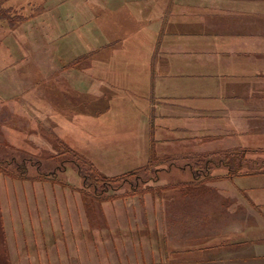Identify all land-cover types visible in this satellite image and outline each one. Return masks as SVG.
<instances>
[{"label":"crops","instance_id":"crops-1","mask_svg":"<svg viewBox=\"0 0 264 264\" xmlns=\"http://www.w3.org/2000/svg\"><path fill=\"white\" fill-rule=\"evenodd\" d=\"M95 26L106 41L118 37L119 43L103 44V116H91L92 124L104 125L100 131L109 134L112 148L130 151L134 141L142 142L143 160L151 140L187 148L210 135L198 155L220 166L200 179L227 187L213 189L215 205L206 200L204 210L183 219L182 228L168 227L167 238L154 244L116 236L144 227L122 204L141 205L138 198L103 202L105 230H91L84 210L81 216L74 209L69 228L106 237L91 235L85 244L54 237L40 225L44 238L45 230L53 236L40 240L47 264L53 255L61 261L56 264H264V171L255 168L264 161V0H104L103 23ZM96 83L93 78L88 88L93 95L101 90ZM236 149L246 150L240 171L227 175L225 155ZM155 233L163 237L164 231ZM28 259L38 258L26 254L18 264Z\"/></svg>","mask_w":264,"mask_h":264},{"label":"rangeland","instance_id":"rangeland-1","mask_svg":"<svg viewBox=\"0 0 264 264\" xmlns=\"http://www.w3.org/2000/svg\"><path fill=\"white\" fill-rule=\"evenodd\" d=\"M103 10L104 0H0V217L9 237L6 249L0 243V264L6 257L18 264L26 254L38 259L20 264H47V254L40 250L45 244L40 240L53 236L45 230L44 238L40 225L49 227L54 237L81 239L85 244L91 235L106 237V233L91 232L108 227L102 203L129 197L121 194L130 187L126 184L103 193L102 180L113 181L112 177L134 172L125 176L140 175L136 182L139 190L151 185L152 191L130 196L138 198L141 205L122 202L128 218L144 227L112 234L132 239L136 235L153 244L167 238L168 227L182 228L183 219L204 210V202L216 198L213 189L227 187L216 179L200 180L204 172L214 173L220 166L216 158L206 163L198 155L199 146L211 141L210 135L189 142L187 148L176 142L168 149L151 140L148 158L143 160L142 142L134 141L131 153L112 148L109 134L100 131L104 125L92 124L93 116H103L99 114L104 104L100 77L106 53L103 44L108 42L109 48L119 43L118 37L106 41L95 26L103 23ZM93 78L99 81L96 90L101 88L95 95L88 90ZM110 135L120 137L116 132ZM21 167H25V175L20 174ZM263 167L264 161L255 165L256 170L264 171ZM155 172L158 178L152 181ZM190 172L199 178L194 179ZM85 174L94 182L83 189ZM95 192L100 197L94 196ZM116 193L119 196L100 200ZM77 203L79 207L74 208ZM78 208L91 230L80 232L74 231L76 226L68 227ZM58 224L61 229H52ZM156 229H163V237L155 235ZM11 239L16 240L15 248ZM18 252L23 255L14 263ZM53 256L49 260L56 264Z\"/></svg>","mask_w":264,"mask_h":264},{"label":"trees","instance_id":"trees-1","mask_svg":"<svg viewBox=\"0 0 264 264\" xmlns=\"http://www.w3.org/2000/svg\"><path fill=\"white\" fill-rule=\"evenodd\" d=\"M246 150L245 149H236L232 152H229L228 154L225 155V158H228V161H223V164L225 166H227V175H231L234 172H238L240 171V167H241V160L244 157ZM207 161V159H206ZM207 163V162H206ZM25 167H21L19 168V172L21 175H25ZM263 171V170H262ZM157 172V171H156ZM155 172V176L152 178V181H155L158 177H157V173ZM53 172H50L49 174H52ZM82 173V172H81ZM134 173V172H133ZM132 172L130 173H126L124 175H117L116 177H112L114 180L113 181H101L102 184V189H103V193L105 191H109L110 189L112 190H119L121 187H123V185L128 184L129 185V192H124L121 195L122 196H132V195H136L142 192H148V191H152V188L150 187L151 185H148L149 187H146L145 189L139 190L137 187L136 182L139 181V176L138 174H134L133 177H128L125 175H132ZM204 173H208V172H204ZM83 174V173H82ZM207 177V176H206ZM199 178L197 175H195L194 179ZM83 184H82V188L86 189L88 187V185L93 184L94 181H92V179L90 178V176H88L87 174L83 175ZM204 179H211V177H207V178H202L200 180H204ZM117 194V193H116ZM107 195L105 197H102L100 200H106V199H110L112 197L115 196H119V194L117 195ZM94 196L100 197L98 194H94ZM8 234L7 232H5L4 227H3V223H2V219L0 217V243L2 245V247L6 246V238H7ZM6 249V247H5ZM23 255V252H20L15 258H13V262L16 263L17 260L19 259L20 256ZM4 264H12L11 262H9V259H4Z\"/></svg>","mask_w":264,"mask_h":264}]
</instances>
